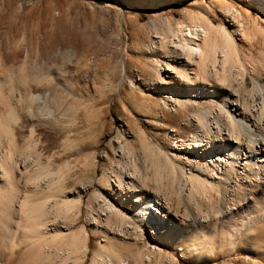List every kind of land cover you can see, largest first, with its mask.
I'll list each match as a JSON object with an SVG mask.
<instances>
[{
    "label": "rangeland",
    "instance_id": "rangeland-1",
    "mask_svg": "<svg viewBox=\"0 0 264 264\" xmlns=\"http://www.w3.org/2000/svg\"><path fill=\"white\" fill-rule=\"evenodd\" d=\"M250 1L0 0V264H92L103 247L121 252L122 264L130 248L145 264H264V166L259 175L243 168L264 158L230 137L223 95L192 97L162 69L165 82L157 81L152 50L183 20L204 17L232 32L237 11L257 28L242 51L259 59L264 10ZM259 97L245 95L250 108L240 112L264 136ZM198 110L209 112L204 127ZM139 132L158 163L173 164L181 203L165 202L162 190L155 205L163 209L150 212L164 238L138 219L139 190L156 188L140 177L151 171ZM129 142L139 175L122 171ZM76 236L85 243L78 249Z\"/></svg>",
    "mask_w": 264,
    "mask_h": 264
},
{
    "label": "bare ground",
    "instance_id": "bare-ground-1",
    "mask_svg": "<svg viewBox=\"0 0 264 264\" xmlns=\"http://www.w3.org/2000/svg\"><path fill=\"white\" fill-rule=\"evenodd\" d=\"M254 1L260 8L264 10V0H254ZM246 3L249 4L251 3V1L246 0ZM229 19L230 20H229L228 25L234 28L232 32H230L225 25H222V24L213 25L204 17L203 18L200 17V19L198 18V19H193L189 21H186V20L179 21L177 25L174 27H172L171 25H168L166 34H164V36L160 38L159 45H156L154 42L152 44L153 45L152 50L154 54L155 53L158 54L157 55L158 64L156 68L157 70H156L155 79L157 81L165 82V79L161 77V74H160L161 69H162L164 73H172V75L174 76L175 82L178 86H181L183 84L186 85L189 89L190 96L192 97L203 95V96H208V97L213 98L214 96L223 95V97L225 98V102H224L225 105H223L222 108H219V111L225 114V119L228 123L227 125H229L230 127L229 128L230 137H232L237 142L244 141L243 144L245 143L249 153L256 151L257 152L256 155L263 159L264 158V136L262 135L259 129L256 130L253 128H249V126H247L248 121L246 120V115L244 113L241 114L240 109L241 107H243L245 111L246 109H248L250 105L249 100L245 99V95L247 97L252 98L253 95L259 94L260 96L259 100L261 104L259 103L260 113L258 115L257 120L258 121L263 120V117H264V52L260 54L261 56H259V59H254L253 53L251 52L249 53L250 54L249 56L243 53L242 43L249 37H252L255 35L256 30H257L255 23H253V21L251 20H247V18L246 20H242L240 17V14L237 11L231 12ZM151 26L157 30L155 23H152ZM167 38H170V40H167ZM259 53L260 52H258V55ZM246 75H248V77L252 80L250 87L246 85V79H247ZM239 97L242 98V102L239 101ZM37 98H38V95L31 94L29 100L33 102ZM227 104L229 105V108H226ZM231 110H233L234 112H237L236 116L238 117V120L235 121L232 119ZM208 113H209L208 111L198 110V112L196 113V119H197V123L199 124V126L204 127L205 123H207L208 120H206V114ZM209 131L211 130H209L208 128L207 133ZM191 137L192 138H190L191 140L189 139V141H191L192 147H198L197 143H199L200 141L199 140H198L199 142L196 141L197 139L195 140V138H193L195 136L193 135ZM134 139H136L139 142L142 148V151H145V154H144L145 160L150 159V164H148V167L146 170L150 169L151 176L150 175L148 176L147 174L140 176L142 183L145 182L146 180H149L150 182H153L156 184V188L153 190L154 192L153 194L144 195L139 190L138 198H140L141 201L139 203V208H138L139 209L138 219L143 224L147 223L149 225H152L153 228L159 234V237L162 236V238H164L163 235L165 231H162V230H161L162 232L159 231V228H161L160 227L161 222H158L155 219L151 218L150 212L153 210L152 206H155L156 209L162 208V207H157L155 205L156 203L158 206L159 205L161 206V201L157 198V196H159V192H161L162 190L164 191L163 196L161 194L160 195L161 197H164L163 199L165 202H168V200L171 199V200H174L175 206H178L181 203L178 198V190L174 187L175 178L170 175L172 174V171H173V168H172L173 164L171 165V168H172L171 169L170 167L166 166L167 164L162 165L160 162L159 163L157 162V160L159 159H157V157L151 150L150 146L148 145V141H146V138L143 136V133L141 132L137 133ZM208 140L209 139H207L206 141ZM257 145H258V148H257ZM223 147L224 148L229 147V144L227 141L223 142ZM233 149L236 150L238 152L237 154L239 155L241 146L239 144H234ZM121 150L129 159L128 161H122L119 159L120 162H123L121 164L122 171H126V173L130 176L133 175V172L134 174L139 175L141 172L140 168L137 167L133 159L135 158V155H136L133 144L130 142L126 143L125 146H123ZM259 151L260 153H258ZM238 155L236 159H238ZM252 165L256 167L252 169L251 167ZM252 165L246 166L245 163H243V168H246V171H248L247 173L253 172L254 175L256 173H258L257 175H259V173L262 172V167L264 166V163L254 162L252 163ZM129 166L133 168L132 171H129L127 169V167ZM227 168L225 169V172L228 173L227 175H229L230 173L229 171L233 167L232 168L227 167ZM111 169H108V170L111 171ZM120 174L121 172H118V175L117 174L116 175L121 176ZM246 175L250 176L249 174H246ZM129 181H130L129 187L131 189H134L133 183H131L133 182V180L130 179ZM192 189H193V186H192ZM194 190L195 192H197L195 187L193 191ZM63 210H65L64 212L67 214L71 210V205L67 206ZM157 212H159L160 216H162V214H165L164 210H161V209L157 210ZM154 214H155V211H154ZM31 220L33 221V219ZM166 220L167 221L169 220L168 216H166ZM32 221L30 222L32 223ZM31 223L30 225H32ZM33 223L35 222L33 221ZM155 225L157 226L155 227ZM79 239L80 237L77 238V236L73 238V241L71 242V246L77 249L80 246L83 247L85 243L83 241L81 242V240ZM79 243H83V244H79ZM149 251L151 253H154V251L156 250L151 249ZM127 252L128 253L126 256H128V258L131 260V262H128V264L129 263L145 264L143 260L144 259L143 254L145 253H143V251H140L139 249L130 248L129 251ZM98 253L96 254L98 256L94 259L93 261L94 263L92 262V264H115V263L122 264L124 261H126L122 259V253L119 251H115L112 247H107V248L103 247V250L98 251ZM158 254H159V251H158ZM113 259L116 262L113 261ZM253 263L260 264L258 261H254V260H253Z\"/></svg>",
    "mask_w": 264,
    "mask_h": 264
}]
</instances>
